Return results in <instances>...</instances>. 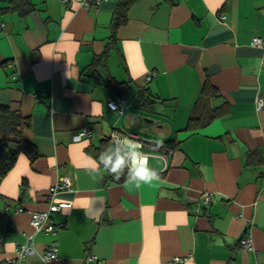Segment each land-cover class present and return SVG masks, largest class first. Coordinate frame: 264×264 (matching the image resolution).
Segmentation results:
<instances>
[{
	"label": "crops",
	"instance_id": "1",
	"mask_svg": "<svg viewBox=\"0 0 264 264\" xmlns=\"http://www.w3.org/2000/svg\"><path fill=\"white\" fill-rule=\"evenodd\" d=\"M119 1L30 0L24 15L0 0V103L28 118L24 136L39 153L0 175V263L31 241L26 264H46L56 241L51 264L89 254L97 264H264V48L253 45L264 39V0H134L112 42ZM105 49L103 78L124 83L123 94L88 69ZM207 82L221 114L188 130ZM144 87L154 102L142 106ZM121 98L123 112L109 105ZM116 136L142 144L158 180L111 179L100 158L115 146L131 165ZM171 139L175 149L157 148ZM93 144L104 152L91 154ZM53 200L71 207L51 213L55 233L37 230L32 214Z\"/></svg>",
	"mask_w": 264,
	"mask_h": 264
},
{
	"label": "trees",
	"instance_id": "2",
	"mask_svg": "<svg viewBox=\"0 0 264 264\" xmlns=\"http://www.w3.org/2000/svg\"><path fill=\"white\" fill-rule=\"evenodd\" d=\"M13 9L18 10L21 14H28L33 10V4L30 0H12ZM134 0H120L116 15L112 22L113 33L110 40L113 42L116 37L117 29L126 22L127 20V10L130 4ZM108 57V49H105L103 53L94 57L92 63L88 66V69L93 71L94 77L99 82H104L107 86L112 89H116L123 94L128 90V87L124 83L116 81L113 77L104 79L102 71L105 68V63ZM216 95V90L212 84L207 82L204 86V89L201 93V96L194 107L192 116L187 125L188 130H196L199 127H204L208 125L214 118L218 117L221 114L220 110L212 109L210 107V98ZM150 90L147 87L140 89L138 93V100L140 105H147L154 102V99L151 97ZM148 103V105H149ZM29 126V120L20 111H15L6 104L0 103V175H6L15 165L18 156L22 153L29 156L31 162L39 157V153L36 147L27 140L24 136L25 129ZM109 139H102V142L108 143ZM177 140L171 139L163 144L164 148L175 149L177 146ZM117 148L120 149V154L124 155L123 149L119 146H115L114 150L111 153H108L107 156H112L115 159V154ZM162 148V150H165ZM91 154L94 156L101 155V151L104 152L105 149H102L101 146H95L94 144L88 148ZM252 154L249 156V162H255L252 159ZM107 169V168H106ZM130 166L126 163V166L122 169L120 178L116 179L115 174L111 173L108 169L107 171L110 174V177L114 181H123L130 178Z\"/></svg>",
	"mask_w": 264,
	"mask_h": 264
},
{
	"label": "built area",
	"instance_id": "3",
	"mask_svg": "<svg viewBox=\"0 0 264 264\" xmlns=\"http://www.w3.org/2000/svg\"><path fill=\"white\" fill-rule=\"evenodd\" d=\"M64 2L68 3L69 0H63ZM80 3L86 7V8H91L92 5L94 4H99L101 0H79ZM253 45L264 48V39L256 37L253 39ZM150 79V76H148V80ZM125 99L121 98L120 101H116L114 99H110L109 105L120 111L123 112L124 106H125ZM257 106L259 109H261L264 106L263 99L259 97L257 99ZM89 131H84L83 135H89ZM82 135V136H83ZM114 142L118 144L123 143V138L122 137H114ZM163 145H158L157 148H162ZM131 166V165H130ZM62 183V184H61ZM58 183L55 187L51 189V195L53 196L57 191L62 190L66 187H68L67 183L61 182ZM214 199V195L211 193H207L204 195V202L206 204L210 203ZM71 207V203L67 201H60V202H55L54 200L50 202L49 209L47 211H35L32 214V225L37 229V230H42L45 228L46 231L48 232H53L55 233L57 228L60 227L61 225H56L52 222L51 220V213L52 212H57L61 211L64 208ZM241 246L243 249H252L253 244L252 240L250 237H243L241 239ZM35 250L33 248L32 242H27L23 243L20 245V247L17 250V256L14 258H8L6 262L9 264H26V259L30 253H33ZM55 258H52V257ZM58 259V244L56 241H53L50 243V245L47 247L46 251L42 253V260L46 264H51L52 261ZM189 258L188 257H176L173 261L172 264H183L185 261H187ZM98 257L95 254H89L85 258V264H97ZM1 264V263H0Z\"/></svg>",
	"mask_w": 264,
	"mask_h": 264
},
{
	"label": "clouds",
	"instance_id": "4",
	"mask_svg": "<svg viewBox=\"0 0 264 264\" xmlns=\"http://www.w3.org/2000/svg\"><path fill=\"white\" fill-rule=\"evenodd\" d=\"M83 133H81V136ZM123 143L128 146L130 151L126 155L130 158L131 168L130 179L135 181V186L139 188L141 184H150L153 180L159 179V174L148 166V160L144 153L136 149L142 147L139 141H129L126 137L123 138ZM101 161L111 173L115 174V178L119 179L122 169L126 166L125 155L120 154V149L117 148L115 159L112 156H101ZM94 167V166H93ZM52 258H55L54 256Z\"/></svg>",
	"mask_w": 264,
	"mask_h": 264
}]
</instances>
